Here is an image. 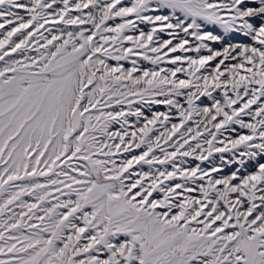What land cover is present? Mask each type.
<instances>
[{
  "label": "snow or ice",
  "instance_id": "6c2138e0",
  "mask_svg": "<svg viewBox=\"0 0 264 264\" xmlns=\"http://www.w3.org/2000/svg\"><path fill=\"white\" fill-rule=\"evenodd\" d=\"M0 264H264V0H0Z\"/></svg>",
  "mask_w": 264,
  "mask_h": 264
}]
</instances>
